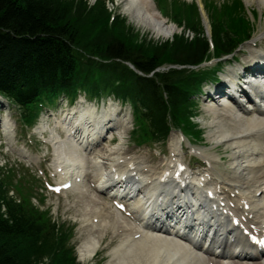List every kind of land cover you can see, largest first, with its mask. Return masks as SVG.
Returning a JSON list of instances; mask_svg holds the SVG:
<instances>
[{
    "label": "trees",
    "instance_id": "16d2710c",
    "mask_svg": "<svg viewBox=\"0 0 264 264\" xmlns=\"http://www.w3.org/2000/svg\"><path fill=\"white\" fill-rule=\"evenodd\" d=\"M242 11L240 1L227 9L231 21L229 27L235 36H227L226 40L219 38L218 45L224 51L235 46L249 28V23L241 15ZM107 12L103 2L88 9L82 0H0V89L16 101L26 104L31 101L27 99L31 93L37 94L39 86L62 79L76 66L99 96L108 85L100 77L101 71L109 70L114 75H120L124 89L132 87L129 74L132 71L126 69L122 62L99 63L86 54H98L104 59H128L143 70L151 69L155 60L158 63L162 60L195 63L204 54L207 43L201 37L192 42L176 37L174 42L156 48L144 43L143 46H133L132 52L119 40L120 37L112 35L110 31L108 38L106 28L102 27ZM192 12L189 11V18ZM76 48L84 49L85 53ZM163 54L164 59H161ZM197 79L180 70H172L161 76L169 93L174 92V85L180 82L183 85L192 84ZM158 91V86L153 84L150 94L156 95ZM169 101L174 104L171 107L173 113L181 115L176 110L179 106L177 98L171 96ZM184 119L177 118V121H186ZM153 121L157 130L156 120ZM186 123L193 130L191 122ZM1 198L3 192L0 189ZM7 217L0 215V264H38L44 256L55 253L59 248L60 242L55 241L53 236L41 240L37 217L25 207L9 202ZM56 260V264H62L63 256L57 253Z\"/></svg>",
    "mask_w": 264,
    "mask_h": 264
},
{
    "label": "bare ground",
    "instance_id": "6f19581e",
    "mask_svg": "<svg viewBox=\"0 0 264 264\" xmlns=\"http://www.w3.org/2000/svg\"><path fill=\"white\" fill-rule=\"evenodd\" d=\"M127 2V9L131 10L132 16L135 17L143 25V27L145 26L146 29H152L155 33H162L165 36H169V34H172L175 31L176 26L168 25L165 20L160 17L159 13L156 10L151 9L150 0H127ZM261 2H264V0H261ZM254 86L257 88L259 95L254 96V98L252 99V103L249 104L248 107L240 104L239 107L238 105L230 106L226 103L221 107L211 106L209 108L210 112H212V114L215 116L213 120L215 130L209 131L208 134L210 139L217 141L221 140L224 143L232 146L234 149L233 156L234 158H236L231 165L230 171H218L215 175L218 177L217 179L221 182L224 189H226L227 187H229V191H234L236 189L235 192H238V196L244 199L252 196V193L250 192L252 188L258 189L264 184V102L261 104V101L264 100V87L259 82L254 83ZM254 108L258 110L257 114H254ZM111 112L112 109H108L106 113L102 114L101 112H96L95 110H85L81 117L85 118L84 116L89 115L87 118L90 122L94 121L97 117L99 123L96 128L98 130H103V125L111 115ZM55 147V150L58 154L57 160L59 162L64 161L63 150L67 147V144L63 142L62 144L56 145ZM174 147L175 149L173 150L174 154L172 155V157L179 155V147H177V145L175 144ZM74 148L77 149L76 147ZM113 154H111L110 156H112ZM77 158L78 161L81 160L79 156H77ZM133 161L135 163L136 171L134 175H136L137 177H143V179L141 180V182L143 183L147 182V180L150 178H159L158 174L160 175L162 173L163 168L158 167V165H147L146 161L138 157H134ZM145 167L148 168L145 169ZM210 170H214V166H211L209 170L206 171L207 174L205 175L203 174L188 176L190 189H185V196L181 197H178L179 188L177 187V189L175 190L176 185L172 181L166 182L162 180L161 183H155L153 187L151 184L143 185L142 183H140V185L142 187L144 186L143 189L150 194L157 213L160 210H165L167 208H163L164 206H172L175 203L174 207L172 208H176V206L179 205V208L182 207L187 211V213H185L186 215L192 212L190 211L191 209L188 206H184V204H190V202L192 201L190 198L191 192L193 191L192 189L199 185L200 187L198 188L200 191L201 184L203 183V178L206 179V184L212 183L213 176ZM122 171V169H119L118 172ZM108 176L109 178H111L112 174H109ZM98 181L100 185L107 184L106 180L103 179V181H101L99 177ZM115 182H118V179L115 180ZM164 183L167 184V186ZM127 186L130 187V183L122 185L121 190H125ZM108 187H111L110 183H108ZM176 191L178 192L176 193ZM111 192L116 193L113 187L111 188ZM245 193L250 196L247 197ZM160 196H162L163 199H160ZM116 198H118L117 194ZM85 200L86 198H84L82 201ZM132 204L135 207L138 206L137 213L139 215L142 214L144 217H146L145 210L147 209L149 212V206L151 203L149 205H145L139 202H133ZM193 205L195 209H200L202 211V219L205 222H210L212 218L216 217L209 208H206V201L204 202L202 200V202H197L193 200ZM253 207L256 210L257 214H264V199L255 200ZM174 213H176V211H174ZM157 219L158 218H156L155 220ZM103 220L104 219H102V221ZM152 220H154V218H149V221ZM172 222L173 220L168 221V223ZM158 223L159 221L157 220L155 222V229H157L156 227ZM124 224L125 223L122 222L120 226H123ZM141 230L144 231V235L140 237V240L146 241L148 232L143 228L132 231L128 238H130L134 233ZM166 230H168V228ZM173 232V230H168L164 231L163 233H170L172 235ZM191 233L194 234L193 231ZM98 242L99 239L96 237H91V241L84 242L83 249L81 250L82 254H87L88 249H84L87 245L96 246ZM189 242L192 244L194 251L191 249V247L186 246L184 242L180 241L179 239H176L174 244L177 249L173 248L177 252L187 253V255L184 257H190V260H188L186 264H206V262L209 263L212 260L214 261V264H231V262H234L235 264H264V253L260 257L256 258L257 260L253 258H246L245 260L238 258L229 261L226 260V257L224 255H220L224 252L219 253V256L215 255V248L212 245V240H210L209 242V239H207L204 249L200 247L198 239H191L189 240ZM122 244L126 246L127 241H124ZM144 247L146 248V246ZM159 247L160 246L156 244L153 245L151 251L145 250L141 259V264H175L174 262L170 261L169 257L167 256L164 258L162 263L157 262L156 248L158 250ZM159 252L161 253L162 251L160 250ZM196 254L198 255L197 257ZM252 255L253 254H250L249 256ZM229 257H232V255H230Z\"/></svg>",
    "mask_w": 264,
    "mask_h": 264
},
{
    "label": "rangeland",
    "instance_id": "374dc122",
    "mask_svg": "<svg viewBox=\"0 0 264 264\" xmlns=\"http://www.w3.org/2000/svg\"><path fill=\"white\" fill-rule=\"evenodd\" d=\"M244 1H245L247 8L249 9V11L250 10H256V11H258L259 16L261 15V13L264 14V4H262L260 0H244ZM124 12H125V8L122 5L120 7V13L125 14ZM125 15L127 16V14H125ZM133 25L136 28H139L137 20H134ZM141 29H142V32L146 31V33H148L150 31L149 29H146V27L144 28L143 26H141ZM259 29H264V24H262V26ZM154 36H156V35L154 34ZM256 50H264V41H263L261 46H257V47H254V46L248 47L245 45L240 52V58H243V57L249 58L252 56V53ZM211 117L212 116L209 114L204 113V115H203V113H202L200 118H199L201 120L200 122H201L202 126H204L207 129L206 140L204 142H206L211 147H220L221 148L220 152H222L226 156V158L224 160L225 162L222 164V166H225V168H227L230 165L231 157L229 155H230V152L232 150L228 146H223V145L214 146V145H216V143H213L215 140H211L209 135H208L209 131L212 130V126L210 124ZM160 151L167 152V147L159 144L154 149L150 150V149L143 148V149L139 150L138 153L140 155L151 154L155 159L164 158L163 154H160ZM220 165L221 164L219 163V166ZM65 203H66V200H62V201L57 202L56 199H47V204L43 205V207H50V209L52 210V213H54L56 216L58 207L60 209L62 207V205ZM67 216H68V214L65 215L64 217H67ZM42 264H50V259L47 258L44 262H42Z\"/></svg>",
    "mask_w": 264,
    "mask_h": 264
}]
</instances>
